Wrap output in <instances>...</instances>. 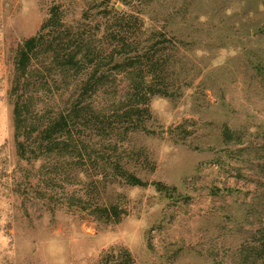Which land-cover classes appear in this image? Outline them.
<instances>
[{"label":"rangeland","instance_id":"rangeland-1","mask_svg":"<svg viewBox=\"0 0 264 264\" xmlns=\"http://www.w3.org/2000/svg\"><path fill=\"white\" fill-rule=\"evenodd\" d=\"M127 252L264 264V0H0V264Z\"/></svg>","mask_w":264,"mask_h":264},{"label":"trees","instance_id":"trees-1","mask_svg":"<svg viewBox=\"0 0 264 264\" xmlns=\"http://www.w3.org/2000/svg\"><path fill=\"white\" fill-rule=\"evenodd\" d=\"M39 39H40L39 36H35V37L28 39L24 43V45L20 51L19 59H18V66L20 67V69H26V67L30 63L32 53L34 52V50L37 48V46L39 44ZM131 67H133V66H130V68ZM140 71H141L140 72L141 76H143V78H144L146 76L145 69H141ZM57 124L61 126V125H63V121H58ZM123 260L126 262V264L134 263V259L129 252L126 253Z\"/></svg>","mask_w":264,"mask_h":264}]
</instances>
